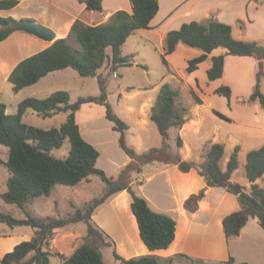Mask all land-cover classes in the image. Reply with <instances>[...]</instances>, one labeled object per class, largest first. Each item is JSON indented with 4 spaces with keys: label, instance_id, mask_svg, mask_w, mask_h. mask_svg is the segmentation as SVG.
Returning a JSON list of instances; mask_svg holds the SVG:
<instances>
[{
    "label": "trees",
    "instance_id": "16d2710c",
    "mask_svg": "<svg viewBox=\"0 0 264 264\" xmlns=\"http://www.w3.org/2000/svg\"><path fill=\"white\" fill-rule=\"evenodd\" d=\"M89 10L103 11V0H81ZM18 0H0V11L13 8ZM131 11L119 9L112 15L109 23L89 25L81 20L75 21L66 37L58 38L50 46L21 60L12 70L9 81L13 91L33 85L50 72L64 68H73L81 76H96L99 69L106 63L111 70L116 71L121 66L132 65L129 56L122 53V47L127 38L139 29H150L151 21L159 11V0H130ZM14 17L0 14V42L6 39L13 29L10 23ZM183 43L187 47L202 50V54L188 60L187 72L191 73L199 64L210 58L211 65L207 69L209 80L221 78L224 74L226 54L213 55L218 47L225 48L227 54L234 56H257L253 52L256 42L236 39L231 24L211 19L207 22H185L179 29L171 30L164 39L161 53L164 65L170 69L167 56L176 51ZM264 79V68L261 66L256 75L254 90L249 96V102L257 101L264 109V92L261 82ZM100 94L97 96H80L75 100L67 90H57L46 98L29 96L18 103L17 112L7 113V105L0 100V143L8 147V157L0 160L10 172L7 180V190L1 197L8 203L15 204L27 213L24 218L14 217L10 213L0 212V222L10 227L30 226L34 235L30 240H24L15 245L12 251L4 254L3 264H51L54 255L51 249V238L56 230L79 222L87 224L85 239L94 236H108L93 220L95 210L111 197L123 190L132 196L131 209L136 217L140 237L149 250L165 249L175 239L177 220L174 216L155 210L147 198L134 188L135 174L142 172L145 163L161 161L175 164L183 172L195 169L206 180L209 186L223 187L235 194L241 208L223 218V230L228 239L238 236L249 218H258L264 228V187L257 183L264 178V144L251 149L247 153L246 176L249 187L233 179V173L239 167V146L234 148L226 170L221 168V160L225 146L214 142L204 153V161L198 163L182 158L181 154H171L164 148H151L138 154L127 144L126 131L129 125L114 113L107 100L106 78L98 75ZM215 93L232 97V88L221 85ZM197 103L202 100L193 94ZM99 103L106 108V117L113 122L114 130L120 133L119 144L131 161L125 165L118 178L108 176L97 166L100 151L81 134L76 113L84 103ZM28 110L44 117H52L59 113H67L64 122L59 126L42 128L26 123L24 116ZM220 118L231 120L218 110H213ZM188 108L182 102L179 89L173 88L168 82L161 85L155 103L150 110L149 118L157 125L161 135L167 139L169 130L181 128L187 122ZM69 140L70 149L66 157L54 156L51 151L63 146ZM178 146H182V138L178 136ZM91 174H98L106 183L105 192L94 197L83 207L75 206L66 216L36 217L27 211L34 199L51 194L57 184L75 186L82 181H88ZM249 188V189H248ZM205 193L192 194L185 201V208L195 211ZM112 246L114 241H107ZM116 260L121 264H160L155 255H141L125 258L116 250L113 251ZM191 260V259H190ZM235 263L234 257L227 261ZM62 264H107L99 247L90 241H84L74 252L63 257ZM192 264H195L194 262ZM238 264H256L240 262Z\"/></svg>",
    "mask_w": 264,
    "mask_h": 264
},
{
    "label": "crops",
    "instance_id": "0c3cea01",
    "mask_svg": "<svg viewBox=\"0 0 264 264\" xmlns=\"http://www.w3.org/2000/svg\"><path fill=\"white\" fill-rule=\"evenodd\" d=\"M18 1L19 2L16 6L10 9L1 10L0 14L5 17H14L16 20L30 19L39 22L49 27L55 33V37L52 42H49L22 30H13L6 39L0 42V78H2L3 82L9 79L12 70L21 60L45 49L58 38L66 37L69 34L72 25L78 19L89 25H97L108 23L111 20L113 13L119 9L131 11V2L129 5L124 0H103V11L89 10L86 7V3L81 0ZM128 1L130 0H127V2ZM109 2H112L111 8H107ZM104 11L107 12L104 13ZM100 14L103 15L100 16ZM211 19L231 24L233 27V35L236 39L256 42L258 45L264 46V0H159V11L151 21V28L139 29L131 34L130 37L132 35H138L141 38L149 40L148 36L145 33H142L143 30H145L148 34H157L160 42L164 45V39L167 33L171 30L179 29L183 23L193 20L207 22ZM0 28H2L1 25ZM183 52L188 54L187 58L184 60L185 68L188 65L189 59L202 54V50L187 47L183 43H180L176 51L167 56L171 69V62L174 55ZM223 53L226 54V56L224 74L221 78L209 80L207 69L211 65L210 58L201 62L199 67L189 74L187 80H189V84H192L195 90L201 94L199 96L202 103L197 104V111L195 112L198 114L197 120H194V123L192 124L188 122L185 123L183 127L179 129L180 135L183 136L182 131L186 130L187 127L188 129H193V131L198 134H202L204 117L201 111H203L202 109L205 104L209 105L211 114H214L213 110L222 112L220 109L215 108L214 104H211L210 102L213 98L217 99L215 89L219 86L229 85L232 88V94L235 95V87H237L236 80L243 81L246 84V89L241 92L245 98H249L254 90L256 82L254 74L256 69H259L260 66L264 68V59L260 60L257 56L253 55H229L227 54V50L222 47L214 49L210 54V57ZM69 68L70 67L50 72L35 84L23 88L19 92H16V94L21 92L23 94L21 98L22 100L29 96L46 98L53 93L52 91H54L50 90L52 88H49L48 86L49 80L52 79H49L48 81L42 80H46L50 74H55L56 76H58V74L61 75L62 72H66ZM200 70L204 75L202 82H200L198 78ZM99 72L100 69L97 73L99 74ZM234 73L236 74L233 75ZM167 77L174 78V74L170 69L161 82L155 84L153 88L149 90L154 93L153 96L152 92H149L140 104L141 114L144 117L142 122H145L149 117V107H152L156 101L160 87L165 83L164 81H166L165 79ZM168 83L170 84L171 82ZM261 89L264 92V79L261 82ZM19 99L12 101L11 104L4 102L7 105V113L14 114L17 112L18 103L22 101ZM71 99L75 100L76 98L71 94ZM87 104L89 103H84L80 110H82ZM80 110L76 113V119L79 123L81 134L88 142L93 144L100 151L97 166H100L99 168L101 169L104 168L103 170L105 171L108 164L107 161L110 159V166L111 164L116 165L118 168L117 171L120 174L122 168L131 161V158L126 154V156L122 155V157L115 162L116 157L114 158V156H110L107 153L106 158L108 159L103 160V164L100 165L99 163L104 155L100 146L102 140H100V136H97L96 134L90 135L91 131H87V134H84L82 127H86L88 123H84V125L81 126L78 120ZM253 111L254 116L251 119L246 120L245 123L249 125V127L258 128L264 133V109L259 103L254 105ZM30 112L32 111L28 110L26 112L24 120L31 114ZM222 113L227 115L224 112ZM227 116L232 119L231 116ZM55 117H58L59 121L62 123L65 121L67 113L62 112L53 115L50 118ZM214 136V138L210 139L211 142H220L217 134ZM181 138L183 140V146L180 147L179 152L183 158L189 160L191 152L189 151L186 140L183 137ZM227 138H232V132L227 133L225 139ZM208 140L209 139H207V141ZM224 141L226 140H222L221 143H224L226 146ZM236 146L240 147V144L237 142ZM254 148L257 147H250L247 150V153ZM230 156L224 153L223 159L220 163L223 170H226ZM238 158L239 167L233 173V179H240L239 181H241L242 184L249 187L250 182L246 176V172H242L240 169V165L242 166L243 164L240 160V154H238ZM202 159L204 158L202 157ZM152 169L153 172L151 175L147 176V180H152L156 176L162 175V178L168 183V192L167 190H158L151 194L140 193L148 199L155 210L170 214L176 218L177 227L175 239L168 248L149 250L144 244L140 237L136 217L131 209L133 199L127 190H123L111 197L104 204L100 205L93 214L94 222L101 229L114 237L115 235L110 233L107 226L106 213L109 209L114 210L117 214L121 213L122 215H125L126 222L123 221L120 225V230L124 236L119 240V245L123 247V256L125 258H132L141 255H155L158 257L160 264H190L191 261L195 264H230L227 261L232 256L235 259V263L233 264H238L240 262L264 264V228L260 225L258 218H249L246 225L242 228L241 233L236 237L228 239L224 233L222 224L223 218L229 213L241 208L239 200L235 194L228 192L223 187L209 186L206 183L205 178L195 169L183 172L177 165L166 164L163 162L155 164ZM238 172L242 173L241 178H236ZM243 173L245 174V177ZM141 174L144 177V172H141ZM108 176L117 177L116 174ZM136 178L140 181L139 183H142V178ZM88 181H90V179ZM88 181L85 180L82 182ZM257 183L264 187V178L259 179ZM200 191H203L205 196L199 201L197 210L189 211L185 208V201L189 196L199 193ZM70 225H72V227H69ZM70 225L63 228L66 230L68 227L69 230H66L68 231L66 233H69L68 238H70V240L72 238L73 242H75L76 238H78V233H75L77 231L75 226L78 225V223ZM29 237H31V235H26L25 237L17 239L14 233L0 234V264H3L1 260L5 253L12 251L18 243L32 238L29 239ZM57 245L58 244L53 242V244H51L52 250H54V247H57ZM79 245L77 244L74 248L72 247L70 252L65 253L64 251L69 247L66 246L61 252L69 256ZM51 260V264H55L54 257H51ZM58 264H62V261Z\"/></svg>",
    "mask_w": 264,
    "mask_h": 264
},
{
    "label": "rangeland",
    "instance_id": "374dc122",
    "mask_svg": "<svg viewBox=\"0 0 264 264\" xmlns=\"http://www.w3.org/2000/svg\"><path fill=\"white\" fill-rule=\"evenodd\" d=\"M124 1L130 5V1ZM111 3L109 2L107 4V8H111ZM107 11H104V13ZM103 14H100V16ZM142 33H145L149 40L141 38L138 35H132L131 37H128L122 47L123 55L129 56L134 65L121 66L117 71H113L106 63L96 76H81L76 70L69 68L66 72H62L61 75L58 74V76H56L55 74H50L46 80L42 81L52 79L49 80L48 84L49 88H52L50 90H54L52 92H55L56 90H67L77 99L80 96L99 95L100 84L97 76L100 75L106 78L105 87L108 96L107 100L114 113H116L129 125V129L126 131L127 144L133 147L138 154H142L154 147L164 148L169 153L175 154L180 151V147L178 146L180 128H171L169 130L168 138L165 139L161 135L157 125L149 117L145 122H142L144 117L141 114L140 104L147 94L152 92L149 90L153 88L155 84L161 82L169 71L162 61L161 53L163 52V44L160 42L158 35L154 33L148 34L145 30H143ZM53 40L49 42H52ZM187 55L188 54L184 52L174 55L171 62L172 69L170 68L174 74V78L172 79L167 77L164 82H171L170 84L173 88L180 90L182 102L188 108L187 122L192 124L194 123V120H197L198 118V114L195 113L197 111V104H201L197 103L193 94L196 93L199 98V95L201 94H199L192 84H189V80H187L190 74L187 72L184 65V60L187 58ZM169 67L171 66L169 65ZM258 70L259 69H256L254 74L255 81ZM235 74L236 73L233 75ZM198 78L200 82L204 79V75L201 70ZM236 82L237 87H235V95L232 94L230 100L227 97L224 96V98L218 94H216L217 99L213 98L211 101L209 100L211 104H214L215 108L220 109L222 112L231 116L232 121L220 118L215 114H211L209 105L205 104L202 109L203 111H201L204 117L202 134H198L194 132L193 129H188V127L186 130L182 131L183 136H180L186 140L189 151L191 152L189 160L202 163L204 161V159H202V157L204 158V153L212 144L210 139L214 138V135L217 134L220 142H222V140H226L224 141L226 144V146L224 145L226 155H231L237 145V142L240 144L239 154L240 160L243 162L242 166L240 165V169L242 172H246L245 166L247 161V150L250 147L258 148V146L264 143V133H262L258 128L249 127V125L245 123L246 120H249L254 116V105L259 104V102H249V98H245L244 95H242V92L246 89V84L240 80H236ZM153 94L154 93L152 92V96ZM22 96L23 94L21 92L16 94V92L13 91V84L10 81L7 80L3 82L2 78H0L1 101L11 104L12 101L19 98L21 99ZM150 108L151 106L149 107V110H151ZM30 113L31 114L25 118V122L35 126L49 128L61 123L58 117L50 118L44 117L35 112ZM78 120L81 126H83L84 123H88L86 127H82L84 134H87V131H91L90 135L96 134L97 136H100V140H102L100 146L104 155L101 158L102 160L99 163L100 165L103 164V160L108 159L106 158L107 153L110 156H114V158L116 157L115 162L119 160L122 155L126 156V152L120 147L118 142L120 133L114 130L113 122L105 116L104 105L92 102L85 105L84 108L80 110ZM230 132H232V138L225 139L227 133ZM207 139L209 140L207 141ZM69 149L70 142L67 139L62 147L52 149L51 153L57 157H66L69 153ZM7 157L8 147L0 143V160L5 161ZM107 163V168L105 169L107 174H116L117 177L115 178H118L119 173L117 171V166L113 164L110 166V159H108ZM157 163L162 162L153 161L145 163L142 166L144 177L141 173L135 174L133 186L137 192L139 191V193L143 192L145 194H151L158 190L166 191L168 189V183H166V180L162 178V175L156 176L152 180H147V176L152 174V168ZM9 175L10 172L7 167L0 162V212L10 213L17 218H24L27 216L26 212L18 208L15 204L6 202L1 197V193L7 190V180ZM241 175L242 173L238 172L236 178H241ZM243 175L245 177L244 173ZM136 177L139 179L142 178V183H139L140 181ZM89 179L90 181L82 182L76 186L63 184L55 185L51 194L38 197L30 202L27 207V211L33 216L41 218L46 216H66L69 212L73 211L74 207L72 205L83 207L94 197L101 196L105 192L106 183L102 180L100 175L91 174ZM234 180L239 181L240 179ZM125 218V215H122L121 213L117 214L114 210L108 209L106 213L107 226L110 233L115 235V237L103 230L108 236L104 235L102 238L96 235L85 239L87 235V224L85 222H80L75 226V229H77L75 233H78V238H76L75 242H73L72 238L71 240L68 238L69 233H66L68 232L66 230H69L68 227L66 230H64V228L56 230L51 238V244H53V242L58 244L57 247H54V250H52L54 253L52 256L54 257V263L58 264L60 261H63V257H67L65 253L70 252L72 247L74 248L77 244H82L84 241H90L92 244L100 248L103 258L107 264H121L115 259L113 251L116 250L122 256L124 254L123 247L119 245V240H121L122 236H124L120 230V225L123 221L126 222ZM69 227H72V225ZM3 233H14L18 239L25 237L26 235H31L32 237L34 231L30 226L10 227L6 223L0 222V234ZM31 237H29V239ZM111 239L114 241V244L112 246H108L106 242ZM66 246L69 247L64 251L65 253H62L61 251L64 250ZM192 263L193 262L191 261L190 264Z\"/></svg>",
    "mask_w": 264,
    "mask_h": 264
},
{
    "label": "water",
    "instance_id": "95a60500",
    "mask_svg": "<svg viewBox=\"0 0 264 264\" xmlns=\"http://www.w3.org/2000/svg\"><path fill=\"white\" fill-rule=\"evenodd\" d=\"M10 27L14 30H22L29 34L35 35L46 41H51L55 37V33L47 26L35 22L30 19L16 20L10 23ZM253 52L258 53L264 57V46L256 45L253 47Z\"/></svg>",
    "mask_w": 264,
    "mask_h": 264
}]
</instances>
